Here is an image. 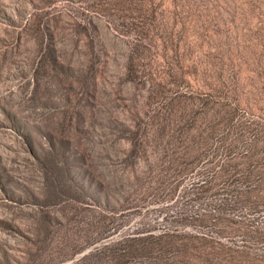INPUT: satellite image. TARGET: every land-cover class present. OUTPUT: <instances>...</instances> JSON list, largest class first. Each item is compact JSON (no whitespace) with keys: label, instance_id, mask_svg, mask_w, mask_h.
Wrapping results in <instances>:
<instances>
[{"label":"rangeland","instance_id":"obj_1","mask_svg":"<svg viewBox=\"0 0 264 264\" xmlns=\"http://www.w3.org/2000/svg\"><path fill=\"white\" fill-rule=\"evenodd\" d=\"M0 264H264V0H0Z\"/></svg>","mask_w":264,"mask_h":264},{"label":"trees","instance_id":"obj_2","mask_svg":"<svg viewBox=\"0 0 264 264\" xmlns=\"http://www.w3.org/2000/svg\"><path fill=\"white\" fill-rule=\"evenodd\" d=\"M211 221L209 218H203L200 222L208 223ZM158 239L169 238L168 245H173L179 242L185 250L190 251L189 255L205 263L212 261H220L227 256L221 251V247L214 244L212 239H206L205 237H184L179 236L175 231H165L157 236Z\"/></svg>","mask_w":264,"mask_h":264}]
</instances>
